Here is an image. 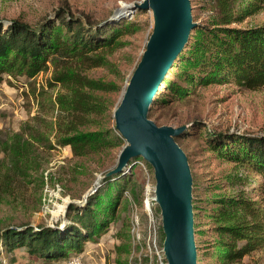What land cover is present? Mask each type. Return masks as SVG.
I'll use <instances>...</instances> for the list:
<instances>
[{
	"label": "trees",
	"instance_id": "16d2710c",
	"mask_svg": "<svg viewBox=\"0 0 264 264\" xmlns=\"http://www.w3.org/2000/svg\"><path fill=\"white\" fill-rule=\"evenodd\" d=\"M208 2L213 5L212 14L202 23H196L191 31L187 45L153 99L149 119L160 102L169 97L183 99L196 86L234 83L248 91L264 89V20L240 26L246 18L262 10L264 0ZM121 15L95 23L62 5L33 25L19 20L6 24L0 21V82L23 78L29 81V94L38 100L40 109L45 105L49 109L57 106L55 121L51 123L55 131L53 143L68 146L74 157L120 144L119 136L114 135L111 142L109 132L82 127L88 126L93 117L105 114L104 95L117 90L114 82L91 78L85 72L110 66L109 55L122 46L121 37L134 30L132 22L120 20ZM49 68L52 72L46 80L47 87L59 85L63 92L54 101L49 96L44 104L42 97L47 91L35 88V77ZM39 120L37 114L31 123L20 124L16 131L0 130V200L15 188L29 186L36 180L34 175L44 161L38 149L50 150L53 146L48 136L32 124ZM187 140L193 143L202 140L205 154L212 153L231 164V168L216 181L199 186L191 155L182 147ZM175 141L187 157L192 176L195 243L203 233L197 226L202 211L206 210L214 224L210 228L212 240L204 247H196L197 256L216 257L221 264H232L261 248L264 245V135L215 132L202 121L193 120ZM140 160V157L130 160L120 175L101 179L99 187L82 206L69 203L66 223L61 229L33 228L27 224L1 228L0 264H15L16 251L34 260L26 264L58 263L71 255H81L87 243L96 244L118 217L117 209L124 193L129 192L135 199L143 189V182L137 184L134 173ZM40 180L42 183L41 176ZM200 193L206 195L203 203ZM126 209L124 204L122 211ZM128 252L127 244L117 249L118 254Z\"/></svg>",
	"mask_w": 264,
	"mask_h": 264
},
{
	"label": "rangeland",
	"instance_id": "374dc122",
	"mask_svg": "<svg viewBox=\"0 0 264 264\" xmlns=\"http://www.w3.org/2000/svg\"><path fill=\"white\" fill-rule=\"evenodd\" d=\"M140 1L142 0H0V21L6 24L10 20H19L33 25L58 7L67 5L76 14L87 16L92 22L97 23L108 19L117 8ZM190 3L193 8L191 15L195 23L205 21L214 9L208 0H190ZM262 5L259 13L246 18L240 26L261 23L264 20V3ZM121 14L120 20L126 19L132 22L134 30L121 37L122 46L108 57L110 66L97 67L85 72L91 78L114 82L117 86L116 91L104 95L105 114L93 117L88 126L82 127V129H102L109 132L111 142L114 140V135L121 138L114 129L113 110L119 103L126 83L140 60L152 28V18L148 11L143 13L137 11L135 14V10L130 9ZM51 72L49 68L35 77V88L47 91V94L42 97L44 104L49 96L54 101L55 96L63 92L59 85L50 89L47 87L46 80L50 78ZM28 82L23 78L0 82V130L16 131L20 124L31 123L32 117L38 114L40 120L32 124L37 125L42 133L48 136L53 146L50 150L38 149L44 161L39 172L34 175L36 180L29 186L15 188L0 200V229L5 226L22 224L35 228L55 224L56 221L61 220L68 203L80 201L86 193H91L99 184L102 175L115 166L118 154L125 145L121 138L119 145L110 144L99 152L84 157H74L68 146L54 145L55 131L51 123L55 121L57 106L49 109L45 105L40 109L38 100L29 94ZM166 100L156 106L150 118L158 126L180 127L185 125L188 127L193 120H198L215 132L229 131L237 134L264 135V89L248 91L239 88L234 83L196 86L183 99L176 100L169 97ZM203 146L202 140L196 143L187 140L182 143L184 151L190 154L193 160V172L199 186L216 181L220 174L231 168V164L221 158H216L212 153L205 154ZM1 156L0 154V158ZM142 161H138L135 165L134 173L138 179L136 183L143 182L144 187L148 181L153 190L152 169L147 168ZM40 176L43 179L42 183H40ZM257 179L259 183L262 181L260 176ZM142 192L143 189L137 192L135 199L129 192L124 193L117 209L118 217L114 223L109 226L108 231L99 238L96 244L87 243L85 245L82 264H137L138 247L131 231V206L137 209L139 233L142 236L145 234L146 227ZM200 197L203 203L206 198L205 193H200ZM124 204L127 208L125 212L122 211ZM157 208L155 205L154 211L159 213V210L156 211ZM205 212L206 210L202 211L198 216L197 226H200L203 233L198 236L196 247H204L212 240L213 233L210 228L214 224ZM60 226L62 227V224ZM124 244H127L129 252L118 254L117 249ZM15 256L17 260L15 264L34 261L19 251L15 252ZM73 257L74 255H71L53 264H64L66 260ZM197 264L221 263L216 257L201 259L197 256ZM232 264H264V245L245 255L239 262Z\"/></svg>",
	"mask_w": 264,
	"mask_h": 264
},
{
	"label": "water",
	"instance_id": "95a60500",
	"mask_svg": "<svg viewBox=\"0 0 264 264\" xmlns=\"http://www.w3.org/2000/svg\"><path fill=\"white\" fill-rule=\"evenodd\" d=\"M190 5V0H142L117 8L108 18L113 20L127 9L148 11L152 28L140 60L112 114L114 129L125 145L115 166L101 179L122 174L130 160L138 157L151 167L153 197L159 210L162 250L167 264H197L192 176L187 157L175 141L186 126H158L148 118V112L160 85L187 45L196 25ZM98 187L99 184L82 200L73 203L82 206ZM65 223L64 214L55 224L45 226L61 229Z\"/></svg>",
	"mask_w": 264,
	"mask_h": 264
},
{
	"label": "built area",
	"instance_id": "2783aa9c",
	"mask_svg": "<svg viewBox=\"0 0 264 264\" xmlns=\"http://www.w3.org/2000/svg\"><path fill=\"white\" fill-rule=\"evenodd\" d=\"M142 195L143 210L146 218L145 234L142 236L139 233L137 209L135 206H131L130 223L133 238L138 247V253L136 254L137 264H167L162 250L163 237H161L160 215L154 211L156 204L153 190L148 181L143 187ZM82 256L83 254L75 255L73 258L66 260L64 264H82Z\"/></svg>",
	"mask_w": 264,
	"mask_h": 264
},
{
	"label": "bare ground",
	"instance_id": "6f19581e",
	"mask_svg": "<svg viewBox=\"0 0 264 264\" xmlns=\"http://www.w3.org/2000/svg\"><path fill=\"white\" fill-rule=\"evenodd\" d=\"M128 10H130V9H127V10H124V11H128Z\"/></svg>",
	"mask_w": 264,
	"mask_h": 264
}]
</instances>
